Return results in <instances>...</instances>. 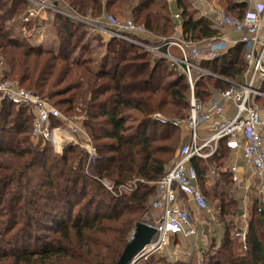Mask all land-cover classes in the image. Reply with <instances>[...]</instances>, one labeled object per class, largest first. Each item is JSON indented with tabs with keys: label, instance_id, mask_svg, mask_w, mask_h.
Here are the masks:
<instances>
[{
	"label": "trees",
	"instance_id": "1",
	"mask_svg": "<svg viewBox=\"0 0 264 264\" xmlns=\"http://www.w3.org/2000/svg\"><path fill=\"white\" fill-rule=\"evenodd\" d=\"M66 1L83 15L116 17L113 11L128 12L136 23L160 37L174 35L173 12L177 11L184 31L195 41L219 34L194 0H175L174 5L167 0ZM223 2L228 14L240 18L249 6L246 0ZM25 3L13 0L10 7L0 3L1 79L13 77L61 114L81 117L74 121L92 138L97 154L89 163L87 153L77 145L65 146L59 155L50 142L22 146L33 140L31 108L0 103V264H117L135 228L150 212L155 188L148 183L160 180L174 164L162 157L167 151L160 143L172 141L173 145L179 130L172 124L161 125L153 117L160 112L180 115L181 110L175 112L172 107H187L182 84L189 86L187 77L175 72L166 59L116 38L101 41L105 45L100 47L107 52L100 57L86 58L94 48L85 42L87 31L61 15L54 18L62 34L58 51L27 45L4 28L5 20L23 12ZM202 67L217 76L201 75L205 78L196 83V97L206 103L215 91L230 87L225 80L242 81L243 45ZM213 80L208 89L207 81ZM200 86L207 90L201 92ZM261 91L264 93V81ZM260 100L264 108V97L255 102ZM61 125L51 121L53 128ZM230 151L221 142L208 163L199 158L191 161L205 198L208 202L211 196L219 199L216 214L221 232L211 233L209 250L200 264H264V202L256 200L251 207L247 249L243 250L233 237L241 228L236 224L241 212L232 208L238 201L218 192L219 176L225 185L232 182L231 175L222 172ZM209 165L217 169V178L212 180L214 195L205 189ZM104 180L114 183V192L105 188ZM135 180L143 183L133 192L119 194L121 186Z\"/></svg>",
	"mask_w": 264,
	"mask_h": 264
},
{
	"label": "built area",
	"instance_id": "2",
	"mask_svg": "<svg viewBox=\"0 0 264 264\" xmlns=\"http://www.w3.org/2000/svg\"><path fill=\"white\" fill-rule=\"evenodd\" d=\"M40 8L29 10L30 17H40L44 11L81 23L90 31L100 34L106 40L121 39L129 41L150 52L156 57L166 59L172 69L187 77L193 97L190 101L189 116L168 120L156 115L153 120L161 125L172 124L182 130V145L177 152L174 164L157 182L148 183L155 188L150 207L158 211L157 220L148 224L156 229V238L145 246L131 264L146 253L164 251L170 245L171 238L179 236L199 239L202 243L196 248L197 264L207 248L206 227L215 220L216 211L203 195L198 185V173L191 165L193 159H208L217 153L221 142L230 150L240 151L244 162L252 174L261 181L259 196L264 202V111L256 104L257 97H264L261 91L264 81V0H249V6L243 17L228 14L219 0H199L196 4L201 15L209 19L219 34L211 39L195 41L184 31L181 12H173L175 21L174 35L163 38L149 32L144 25L132 19L119 20L103 14L97 18L81 15L64 0H25ZM174 5L175 0H167ZM231 30L237 37H232ZM239 45L244 47L245 69L242 81H228L231 85L224 91L214 92L212 98L203 103L195 98L194 76H215L202 67V64L214 62L223 57L230 49ZM176 49V54L171 52ZM9 102L20 108L30 107L34 116L32 138L38 142H50L55 154H62L67 145H77L88 155V162L96 159L97 150L93 140L81 126L65 117L45 99L35 93L19 87L17 84L0 80V103ZM231 106L232 109H229ZM62 124L52 127L51 121ZM236 165H230L228 173L236 185ZM214 174V172L212 171ZM143 183V181H139ZM123 185L119 194L133 192L137 184ZM103 185L114 192V183L104 180ZM263 197V199H262ZM247 224L237 228L236 237L243 249H247ZM172 256V255H171ZM191 258V254H187Z\"/></svg>",
	"mask_w": 264,
	"mask_h": 264
},
{
	"label": "rangeland",
	"instance_id": "3",
	"mask_svg": "<svg viewBox=\"0 0 264 264\" xmlns=\"http://www.w3.org/2000/svg\"><path fill=\"white\" fill-rule=\"evenodd\" d=\"M25 1V0H23ZM190 2H192L193 0H189ZM195 2H198L199 0H194ZM4 3V4H7V6H11L12 5V2L13 0H0V3ZM26 3V6H24V11L23 12H20L18 13L17 15H15V17L13 19H7L5 20V24H4V28L5 30H8L10 31V33L12 34V37L13 38H18V39H21V40H24L25 41V44L27 45H31V46H34V47H42L44 49H50V50H54V51H58L62 41H61V37L62 34L59 33V30H58V27L56 26L55 24V16L57 14H55L54 12L52 11H47L45 9H43L44 11L46 12H43L42 15H41V18L40 17H30V13H29V10L32 9V8H40V6L36 5L35 3L33 2H28V1H25ZM55 1L53 0L51 2V4H53ZM64 2L67 3L66 0H64ZM220 4L225 7L224 5V2L223 0H219ZM112 12V11H111ZM117 16L115 17L116 19H119V20H128V19H134V17L132 16V14L130 13H122V12H114ZM103 14H106V13H103ZM2 15V13L0 14V16ZM83 15V14H81ZM89 15H91L92 17L94 18H97L99 15L95 16L91 13H89L88 15H83V16H86V17H89ZM102 15V14H101ZM100 15V16H101ZM109 15V14H107ZM111 16V15H110ZM232 16L236 17L238 16L237 14H232ZM63 17V16H62ZM80 25L87 31V35L85 38V42L91 44L92 47H94L92 49V53H89L86 56V58L88 57H100L99 55H101L102 53L104 54L105 52H107V50H105L104 47H100V44H104L102 42H108L109 39H105L104 37H102L100 34H96L92 31H90V29L86 26H84L83 24L80 23ZM143 25V24H142ZM173 37V36H172ZM163 38H167V37H163ZM168 38H171L168 37ZM102 41V42H101ZM105 45V44H104ZM80 52V51H79ZM79 52H77L76 54H78ZM171 52L173 54H176V50L172 49ZM33 61V60H32ZM211 73V72H210ZM3 76V72H2V69L0 70V80H4V79H1ZM201 77V78H200ZM200 78V79H199ZM205 77H202L200 74H196L194 76V79H196V83L197 81L203 79ZM206 80V79H204ZM6 81H9V82H12V83H15L17 84L19 87H22L23 89H26L28 88L26 84H23L22 86L19 84L20 82L19 81H15L12 78H9L8 80ZM214 80L213 81H207V88L210 89L213 85H214ZM183 86H184V91H185V95H186V99L188 100V105L187 107H177V106H173L172 108H174L173 110L176 112L178 110H181V113L180 115H170L168 113H158L162 116H164L165 118L167 119H176V118H179V119H182V118H186L189 116V113H190V101L193 97V92L191 91L190 87H186L184 84V81H183ZM189 84V82H188ZM198 90H201V92H205L207 89H205V87L203 86H200L198 87ZM29 91V90H28ZM196 92H197V85L195 86V89H194V96L195 98L196 97ZM204 93H203V96L204 97ZM49 102V101H48ZM257 106L262 110L264 111V108L260 107L263 105V101L260 100L259 102H256ZM53 106V105H52ZM54 107V106H53ZM170 107V106H169ZM63 115V114H62ZM183 115V116H181ZM65 117V119H67L68 121H74V120H79V118L81 117H75V118H68L67 116L63 115ZM75 123H77L76 121H74ZM78 125H80L79 123H77ZM81 126V125H80ZM176 129H178L179 131H176L175 135L173 138H176L178 139L177 142H175L173 145H172V141L168 142L166 141L165 143H160V144H165L166 146V153H164L162 155L163 158L165 159H170V164H172L175 160V157H176V154L177 152L179 151L181 145H182V130L175 127ZM81 129L83 130V132H86L87 131L81 126ZM88 134V133H87ZM89 136V134H88ZM92 139V138H91ZM32 144H21L22 146H27L29 147V145H33V146H36V145H44L43 142H38V141H34V140H30ZM82 149V148H80ZM83 151H85L84 149H82ZM97 150V149H96ZM86 152V151H85ZM2 161L6 163V160L2 159ZM206 187L205 189L208 191V193L210 195H214V183L211 182V181H207L206 182ZM230 188H232V185L231 183H226V185L223 186V188L218 192H220V194H224L225 196L228 197V199L230 198H233V195H231V191H230ZM252 195V194H251ZM253 197L250 198V200L248 201V204L247 205H244L242 203H236L234 205H232V208H237L239 211H242V210H246L247 214L250 216L252 214L251 212V207H252V204H253V200L254 201H259L261 200V196L257 195V193L255 192L254 195H252ZM210 199V198H209ZM263 199V197H262ZM210 202V207L213 211H216L218 213V206H219V199L218 200H215L213 199V196H211V199L209 200ZM258 205V203H257ZM154 210L150 209V212L148 214L145 215V219H144V222L146 224H152L154 223V221L156 220V217L153 213ZM217 215V214H216ZM215 215V217H216ZM229 217V218H228ZM227 218L228 219H231V218H235V216H228ZM238 217V216H237ZM248 220V219H247ZM236 224L238 225V227H242L244 228V226L247 224L248 226V221H241L240 222H236ZM236 231V230H235ZM234 231V239L237 240V242H240L239 239L236 237V232ZM135 232V230H134ZM134 232L132 234V239H133V236H134ZM173 238H171L170 241H172ZM183 239V238H182ZM132 241V240H131ZM179 247L178 249L182 252L184 251L185 252V247H186V243L183 242V241H179ZM175 242H172V247H175L174 246ZM190 244V248L192 246L191 243ZM171 246H169L168 248H166V250L164 251H158V252H151V253H146L144 255H142L135 264H174V263H171V262H175V264H186L185 260H183V256L180 255L179 252H177V248L174 249L172 248ZM242 249H243V246H242ZM209 250V248L205 250V252L207 253ZM244 250V249H243ZM166 254L168 256H171V257H164V255L166 256ZM204 257H205V253L204 255L201 256V260H200V263L204 261ZM188 262V261H187ZM188 263H191V264H197L196 263V259L194 260H191L190 262Z\"/></svg>",
	"mask_w": 264,
	"mask_h": 264
},
{
	"label": "crops",
	"instance_id": "4",
	"mask_svg": "<svg viewBox=\"0 0 264 264\" xmlns=\"http://www.w3.org/2000/svg\"><path fill=\"white\" fill-rule=\"evenodd\" d=\"M246 1L248 3H250L249 0H246ZM227 33L231 34L232 37H235V38L237 37L236 34L231 32V30L227 31ZM229 109H232L231 106H229ZM212 157L208 158V159H212ZM208 159H205V160L203 159V161H205V162L207 161V163H208L209 162ZM233 164H235L236 168H237L236 175L238 178V182L236 185L233 182H231V185H232V188H230L231 195H233V198H235L238 201V203H242L244 205H247L248 201L250 200L251 197H253L252 195H254L255 192L257 193V195H259V192L261 189V181L252 174L250 167L244 162L240 151H234V150L230 151L229 158L227 160L225 167H223L222 172L223 173L227 172L229 166L233 165ZM216 170H217L216 167H214L213 165L208 166V171L206 173V176L209 179L208 181L213 182L214 178H217L216 177L217 176ZM212 171L214 172V174L212 173ZM218 178L220 179V183H221L220 185H218V188L221 190L223 188V185H225L223 182H221V179L223 178V176H219ZM219 189H218V191H219ZM254 202L255 201L253 200V203ZM240 212L241 213L239 216V222H240V220L247 222L248 214H247L246 210L244 209ZM153 213H154L156 220H157L158 215H159L158 211H153ZM212 232L215 235H220V232H221L217 215L215 217V220L212 222H209V225L206 227V233H207V238H208L207 239V242H208L207 246H209V243L211 241L210 235ZM179 241L180 242L183 241L186 243L185 252L184 251L182 252V250L180 251L178 249V247H179L178 242ZM172 242H175V244H174L175 247H172ZM189 243L192 244L191 248H190ZM201 245H202V243L199 239H196V238H187V239L183 238L182 239V237L179 236L178 238H173L172 241L170 242L169 246H171L174 249L177 248V252H179L180 255L183 256V260L186 261L187 259H189V260H194V259L197 260L198 259V254L196 252V248L200 247ZM187 254H191V258H188ZM164 257H171V256H168L166 254V256L164 255ZM171 263L175 264V262H171Z\"/></svg>",
	"mask_w": 264,
	"mask_h": 264
},
{
	"label": "water",
	"instance_id": "5",
	"mask_svg": "<svg viewBox=\"0 0 264 264\" xmlns=\"http://www.w3.org/2000/svg\"><path fill=\"white\" fill-rule=\"evenodd\" d=\"M156 229L153 226L141 222L135 228L132 241L126 246L117 264H131L141 250L156 238Z\"/></svg>",
	"mask_w": 264,
	"mask_h": 264
}]
</instances>
